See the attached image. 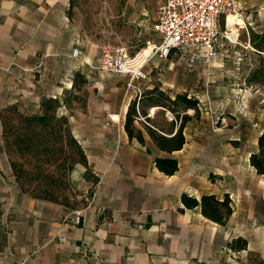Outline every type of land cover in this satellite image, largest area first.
Masks as SVG:
<instances>
[{"label":"crops","instance_id":"0c3cea01","mask_svg":"<svg viewBox=\"0 0 264 264\" xmlns=\"http://www.w3.org/2000/svg\"><path fill=\"white\" fill-rule=\"evenodd\" d=\"M73 1L0 0V264H264V174L250 163L264 119L242 115L244 99L238 98L234 118L220 121L217 112L229 104L224 93L247 98L249 91L209 84L212 65L220 69L240 54L230 46L238 44L254 63L264 57V0H239L237 13L221 17L218 56L193 67L200 72H182L174 55H153L144 68L147 78L134 82L146 96L158 88L168 103L186 95L212 112L202 119L189 114L186 142L173 152L160 149L146 128L177 131L182 118L164 106H143L157 126L138 117L143 142L128 136L130 79L101 68L102 52L79 29ZM164 2L128 0L123 12L132 35H123L119 46L136 54L139 43L154 38ZM235 58V80L258 82L248 79L258 71L247 73L239 67L244 60ZM197 80L206 88L199 91ZM45 97L60 101L96 178L88 203L78 210L23 192L5 150L3 109L21 100L38 101L37 107ZM161 110L163 123L157 121ZM157 158L177 159L178 170L164 173ZM206 194L229 196L232 212L224 223L184 201Z\"/></svg>","mask_w":264,"mask_h":264},{"label":"rangeland","instance_id":"374dc122","mask_svg":"<svg viewBox=\"0 0 264 264\" xmlns=\"http://www.w3.org/2000/svg\"><path fill=\"white\" fill-rule=\"evenodd\" d=\"M128 0H74V14L76 15L79 29L88 36L94 37V42L99 45L102 52L105 48L120 47L123 35H132L130 28H127L128 19L124 17ZM137 3V0H136ZM227 29H225L226 31ZM223 34V33H222ZM230 40V39H229ZM238 40V39H236ZM118 42V43H117ZM238 43V42H237ZM237 45V46H236ZM146 45L139 43L135 48L138 53ZM133 52L134 49H132ZM229 50L238 55L245 64L239 65L245 72L257 74L252 77L258 82L249 84V80H235L236 71L235 57L226 58L227 61L220 69L216 66L210 67V76L213 81L209 83L213 88L228 89L247 88L249 95L247 98L236 96L225 92L223 100L229 104L223 106L222 110L217 112L220 121L233 119L232 106L234 100L244 99L242 104V115L250 119H264V57L260 58V63L251 62L250 56L242 53L238 44L230 46ZM135 55V53H131ZM257 55H261L258 54ZM229 59V60H228ZM262 59V60H261ZM178 67L182 72L195 73L200 72L197 68H188L182 60L176 59ZM186 67V69L184 68ZM195 67V66H194ZM252 69V70H251ZM251 70V71H250ZM204 71V68H203ZM245 80V78H244ZM199 91L206 88L202 80L195 81L194 85ZM39 102L33 101L28 105L24 100L9 104L2 111L4 123V145L10 161L15 180L20 188L24 187L30 195H38L41 198L62 203L66 208L78 210L83 208L89 200L90 192L93 189L96 178L86 165L84 154L77 147L71 138L70 124L61 121V117L66 114L63 109L57 108V115L53 120L47 123H35L27 121V117L39 116L43 113L44 99ZM162 104L168 103L166 100ZM170 110L174 118H182L183 115L191 114L193 119L206 118L212 114L207 113L206 106L200 104L198 110L187 109L181 102H170ZM50 113H54L51 110ZM244 113V114H243ZM50 115V114H49ZM165 111L161 110L157 118L158 122L163 123ZM217 119V118H215ZM260 122V120H259ZM259 127L257 128V132ZM86 167V170L83 168Z\"/></svg>","mask_w":264,"mask_h":264},{"label":"built area","instance_id":"2783aa9c","mask_svg":"<svg viewBox=\"0 0 264 264\" xmlns=\"http://www.w3.org/2000/svg\"><path fill=\"white\" fill-rule=\"evenodd\" d=\"M239 10V0H165L157 11L155 37L145 43L144 48H151V53L144 55V48L135 55L124 47L105 48L101 68L129 77L128 88L132 89V99L137 100L139 112L144 91L134 82L147 78L144 68L148 60L153 55L161 58L174 55L188 68L213 61L218 56L222 36L221 17ZM140 118L149 124L144 116Z\"/></svg>","mask_w":264,"mask_h":264},{"label":"trees","instance_id":"16d2710c","mask_svg":"<svg viewBox=\"0 0 264 264\" xmlns=\"http://www.w3.org/2000/svg\"><path fill=\"white\" fill-rule=\"evenodd\" d=\"M143 98H146V101H144L143 103L142 102L140 103L139 112L137 110V100L135 99L131 101L127 114H126V119H125V130L127 131L128 136L130 138L136 137L140 142L144 141V137H143L142 131L136 128L135 123H136V120H138V117L144 116L148 123H151L154 126H156L154 124L155 122L153 123L154 120L148 116V113L147 111H145L143 106L144 105L146 106L161 105L167 109H170V105L168 103H164V104L161 103L163 99L168 100V96H166L164 92L158 88L153 89L148 96H146L145 93H143V96L140 100H143ZM171 102L172 103L181 102L187 109L198 110V106H199L198 99L193 98V97L188 98V96L186 95H177L175 100ZM61 106L62 105L60 101L58 100V98L44 99L43 113L39 116L27 117V121L40 123V124L42 123L45 124L47 122H50L51 124V120H53V117L57 115L55 111L57 110V108H60ZM51 110H53L54 113H50ZM188 119H190L189 115L187 114L183 115L178 129L173 135L163 134L160 131H163V132L165 131L161 128H159L160 131L149 125H147L146 128H147L148 133L150 134V136L153 138L154 142L160 149L168 151V152H173V151L182 149L186 142L185 135H184V128H185V124L188 121ZM61 121H63L65 124L68 125L69 121H68L67 116L61 117ZM70 134H71V138L73 142L77 145L80 151H82V154H84L80 144L73 137L72 132ZM258 146H259L258 151L254 152L250 157V163L256 169L258 174H264V127L262 130V134L259 136ZM156 164L161 171L169 175L174 174L176 170H178V166H179L178 160L175 158H157ZM20 189L23 192L27 193L23 186ZM34 197L41 198L38 195H34ZM184 201L189 206L200 205L203 214L206 217L218 223H224L232 212L229 196H225L224 199L221 200L219 197H217L214 194H206L202 196L200 201L194 198L184 196Z\"/></svg>","mask_w":264,"mask_h":264},{"label":"bare ground","instance_id":"6f19581e","mask_svg":"<svg viewBox=\"0 0 264 264\" xmlns=\"http://www.w3.org/2000/svg\"><path fill=\"white\" fill-rule=\"evenodd\" d=\"M150 53H151V48H147V47H146L145 55H149Z\"/></svg>","mask_w":264,"mask_h":264}]
</instances>
